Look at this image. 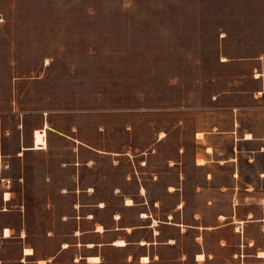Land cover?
Returning a JSON list of instances; mask_svg holds the SVG:
<instances>
[{"label":"rangeland","instance_id":"374dc122","mask_svg":"<svg viewBox=\"0 0 264 264\" xmlns=\"http://www.w3.org/2000/svg\"><path fill=\"white\" fill-rule=\"evenodd\" d=\"M260 91L264 0H0V152L11 161L0 177L13 182L7 204L0 189V226L22 229L35 256L51 257L80 209L132 225L146 210L123 212V200L141 201L145 187L165 226L156 228L158 264H264V222L195 226L215 224L229 201L221 195L209 213L212 170L196 159L234 113L240 131L264 137ZM220 144L231 151L230 139ZM241 167L264 186V153ZM230 169H216V185ZM181 198L179 231L164 221ZM252 207L264 216L263 205ZM4 246L19 253L17 240ZM106 255L127 264V251ZM53 264H72L70 255Z\"/></svg>","mask_w":264,"mask_h":264},{"label":"crops","instance_id":"0c3cea01","mask_svg":"<svg viewBox=\"0 0 264 264\" xmlns=\"http://www.w3.org/2000/svg\"><path fill=\"white\" fill-rule=\"evenodd\" d=\"M262 94H264V91H262ZM233 115V124H231L229 129H226L225 134L211 138L212 151L209 152V148L205 147L202 152L205 163L197 164L198 158L196 159L198 167L212 170L211 176L213 182L210 189L213 198L209 206L210 208H208L209 213L215 214L216 198L226 195L229 199L225 208L217 213L215 224L195 225L203 229L215 228V230H218L229 225H234L240 231V228L245 229L250 223H260L262 225V222H264V216L255 217V210L252 207L254 205L264 206V186H259L255 182L248 181L244 177L245 173L241 167L242 158H246L249 162L251 161V163L256 165V155L264 153V137L257 136L255 131L251 129L240 131L237 128L239 125L236 126V120H238L237 114L234 113ZM247 133H251L252 138H246ZM225 139H230L232 144L231 151L227 153L220 147L221 141ZM245 144L252 146L245 147ZM225 166H231L225 179L226 183L216 185L215 182L221 181V174L216 172V169L219 171ZM258 179L261 182L264 180V169L259 170ZM143 188L144 191H142ZM171 188H174V186ZM0 189L3 191V185ZM142 189L139 194L142 197L141 201L134 202L131 197H127L133 200L132 204H128L127 198L123 200V212L128 210H146L138 212L132 225L120 222L122 219V215L119 216L120 213L110 215L106 211L103 213L102 208H93L87 212L80 209V212L75 216V228L64 237V241L59 244L51 257L35 256L36 250L27 242V234L22 229L16 230L10 225H1L0 264H53L66 255H70V262L72 264H107L109 259L106 252L109 248L127 251V256L125 257L127 264H158L161 257L156 258L157 255L153 256V250L161 245V232L156 228L161 227L163 221L154 217L152 212L155 209L154 203L151 205L147 201L145 187H142ZM11 193L12 191L8 193L10 197L6 196V200L3 193L2 199L5 204L11 200ZM179 193L180 190L177 187L174 190H170V195H177ZM183 202L184 198H181L179 203L169 211L166 216L167 219L164 221L165 225L179 229V231H181V227L185 224L184 206L183 211L181 210ZM100 206L103 207L104 204L101 203ZM143 214L147 216H143ZM180 215L181 217L183 215V219L181 218V220ZM203 215V211L199 209L195 212L192 220L198 221ZM176 217L177 219H175ZM154 220L158 221L156 225L153 224ZM98 225L102 226V230L98 229ZM162 226L165 227L164 225ZM6 229H9L8 234H6ZM144 232L145 235H142ZM140 235L142 236L139 238L138 236ZM121 239H124L126 244L119 246L116 241ZM15 240L20 244L19 253L12 257L8 254L7 248L4 245L11 244ZM167 243L173 245V242ZM249 245L251 246V243ZM27 249H31V252H27ZM135 250L138 251L137 255L134 254ZM260 251L264 252L263 250ZM143 257H148V261H143Z\"/></svg>","mask_w":264,"mask_h":264},{"label":"bare ground","instance_id":"6f19581e","mask_svg":"<svg viewBox=\"0 0 264 264\" xmlns=\"http://www.w3.org/2000/svg\"><path fill=\"white\" fill-rule=\"evenodd\" d=\"M259 93H262V91H260ZM204 132L203 131H200V132H198V138H204ZM246 138H252V134L251 133H247L246 134V136H245ZM209 151L210 150H212V148L211 147H209V149H208ZM197 164H202V163H205V158L204 157H198V159H197ZM142 191H144V188L142 189ZM6 196H9V194L7 193L6 194ZM10 197V196H9ZM129 202H131V203H129ZM127 203L128 204H132L133 203V200L131 199V198H127ZM143 216H147L146 214H143ZM156 223H157V220H154V223L153 224H155L156 225ZM98 229H100V230H102V226L101 225H98ZM9 233V229H6V234H8ZM117 242V244H119V246L120 245H124V244H126L125 243V241H124V239L122 240H118V241H116ZM115 242V243H116ZM144 242V241H143ZM27 252H31V249H27L26 250ZM259 255L260 256H264V252H262V251H260V253H259ZM198 258L199 259H204L205 258V255L204 254H198ZM97 259V258H96ZM143 259V261H148V257H143L142 258ZM94 260V259H93ZM46 262V261H45Z\"/></svg>","mask_w":264,"mask_h":264},{"label":"built area","instance_id":"2783aa9c","mask_svg":"<svg viewBox=\"0 0 264 264\" xmlns=\"http://www.w3.org/2000/svg\"><path fill=\"white\" fill-rule=\"evenodd\" d=\"M11 166V161L6 155L0 152V171L9 169ZM3 185L4 199L6 200V194L11 192L12 188V178L11 177H0Z\"/></svg>","mask_w":264,"mask_h":264},{"label":"snow or ice","instance_id":"6c2138e0","mask_svg":"<svg viewBox=\"0 0 264 264\" xmlns=\"http://www.w3.org/2000/svg\"><path fill=\"white\" fill-rule=\"evenodd\" d=\"M129 203H131V202H129Z\"/></svg>","mask_w":264,"mask_h":264}]
</instances>
